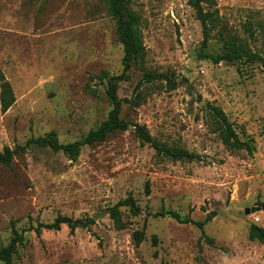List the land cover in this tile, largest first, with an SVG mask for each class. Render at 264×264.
<instances>
[{
    "label": "rangeland",
    "instance_id": "obj_1",
    "mask_svg": "<svg viewBox=\"0 0 264 264\" xmlns=\"http://www.w3.org/2000/svg\"><path fill=\"white\" fill-rule=\"evenodd\" d=\"M126 7L140 16L145 44L117 90L136 99L122 105L129 126L84 145L73 160L62 150L22 147L49 131L62 143L82 140L108 117L104 73L123 70L116 21L105 0H0V73L15 95L0 107V150H15L10 165L0 163V248L18 231L15 264H264V242L249 238L252 224L264 227V209L244 212L264 206V67L199 59L202 25L188 0H126ZM217 7L208 50L264 55V0H217ZM145 72L166 73L176 86L159 79L135 90ZM212 107L252 153L224 142ZM137 123L198 157L159 152L139 139ZM129 195L140 210L122 206L119 229L110 208ZM161 210L204 226L156 216ZM98 213L73 231L66 223L34 230L58 215L85 221Z\"/></svg>",
    "mask_w": 264,
    "mask_h": 264
},
{
    "label": "trees",
    "instance_id": "obj_2",
    "mask_svg": "<svg viewBox=\"0 0 264 264\" xmlns=\"http://www.w3.org/2000/svg\"><path fill=\"white\" fill-rule=\"evenodd\" d=\"M108 14L116 21L119 39L123 45V70L120 74L108 75L107 77V95L112 103V109L108 117L100 124L96 129L91 130L84 139L76 140L69 143H62L55 131H49L45 135L32 137L27 140L23 149L31 144H36L41 147H50L54 151L62 150L69 155L73 160H76L81 153V149L84 145L93 144L98 141H103L106 136L116 130H125L128 128V122L120 116L122 105L124 103L135 104L136 99L133 97H123L118 95L119 83L123 80H127L129 77V70L132 65L142 58L145 54V44L143 41V35L141 31V19L137 12L129 10L126 7V0H105ZM189 5L195 10L196 17L200 20L202 25L203 39L201 48L198 52L199 59L211 60L215 63L221 61H258L264 67V55L259 52L243 53L239 48H230L228 50H222L220 52H210L208 50L209 39L212 29L217 25L218 19V7L217 0H188ZM165 79L171 88L176 86V80L166 74L157 72H145L143 79L138 82L136 89L143 83H150L155 80ZM0 107L2 110H7L14 101L15 95L13 88L9 81H7L3 74L0 73ZM218 118L221 120V128L224 130L223 140L225 143H230L235 147L244 148L249 153L253 152V145L246 140L239 138L236 130L233 128L232 123L224 112L217 108L212 107ZM135 132L139 139L155 147L159 152L164 153L174 159H195L198 155L194 152L186 149L167 147L158 142L148 131L145 125L139 123L135 124ZM15 150L10 147H5L4 150H0V163L10 165ZM127 206L133 213L139 212V206L136 204V200L132 195L120 199L116 204L110 208L111 218L117 228H125L126 222L123 219L121 207ZM156 216H171L180 222H191L203 228L204 221L195 220L193 218H181L179 213L174 210H161L155 213ZM90 222H94V218L87 220L72 219L65 215H58L56 219L51 223H40L34 230L40 234L41 228L59 230L62 224L66 223L73 231L77 226H87ZM249 238L251 240H258L264 242V227L257 224H252L249 230ZM140 240V238H139ZM24 241V233L14 231L13 237L9 243L0 248V261L3 264H15L12 260V255L15 253L18 244Z\"/></svg>",
    "mask_w": 264,
    "mask_h": 264
},
{
    "label": "water",
    "instance_id": "obj_3",
    "mask_svg": "<svg viewBox=\"0 0 264 264\" xmlns=\"http://www.w3.org/2000/svg\"><path fill=\"white\" fill-rule=\"evenodd\" d=\"M262 208L264 209V206H263V207H261V206L245 207L244 212H245L246 214H249V213H252V212L259 211V210H261ZM213 214H215V213H213ZM100 215H101V214L98 213V214L94 215L93 218H94V219H97Z\"/></svg>",
    "mask_w": 264,
    "mask_h": 264
}]
</instances>
